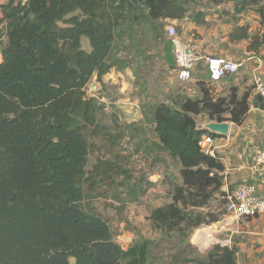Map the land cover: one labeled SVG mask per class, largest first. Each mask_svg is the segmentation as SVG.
Segmentation results:
<instances>
[{
  "label": "trees",
  "instance_id": "1",
  "mask_svg": "<svg viewBox=\"0 0 264 264\" xmlns=\"http://www.w3.org/2000/svg\"><path fill=\"white\" fill-rule=\"evenodd\" d=\"M202 1L0 3V264H236L234 245L214 243L200 255L189 241L195 229L225 215L226 202L223 164L198 145L203 133L216 134L199 128L196 117L240 123L248 103L234 87L221 97L202 85L198 97L184 95L150 110L154 145L178 164L180 179L171 202L147 216L160 233L157 242L140 238L123 248L105 220L85 206L108 190L115 197L118 187L135 201L151 185L142 175L133 178L130 162L115 152L125 128L115 116L111 125L103 122L97 99L86 93L88 83L93 77L102 83L113 67H125L118 51L127 52L135 68L144 66V23L153 30L155 23L182 20ZM206 1L209 7L232 1L235 23L237 15L255 12L259 31L236 25L228 41L248 40V51L264 44V0ZM205 17L201 10L189 16L198 26L207 24ZM101 147L108 156L88 165L91 150Z\"/></svg>",
  "mask_w": 264,
  "mask_h": 264
},
{
  "label": "rangeland",
  "instance_id": "2",
  "mask_svg": "<svg viewBox=\"0 0 264 264\" xmlns=\"http://www.w3.org/2000/svg\"><path fill=\"white\" fill-rule=\"evenodd\" d=\"M229 3L232 4V1L220 3L221 9L216 10V13L227 14L229 10L226 7ZM199 10L205 15L214 13L209 3L203 0L190 8L189 16ZM189 16L179 21H166L160 25L155 23L153 30H150L147 23H144L145 35L140 49L146 51L149 56L145 65L135 68L132 63H127L131 60L127 52L118 51L116 57L124 60L125 67H113L103 76L102 83L93 77L86 88L87 95L94 96L101 106L100 116L103 122L111 125L112 117L115 116L120 123V128H125L124 137L115 146V152L120 156H125L130 162L133 178L136 179L142 175L147 182L151 183L135 201H130L125 191L121 192L122 187H118L119 191L115 197H113V190H108L105 192L106 195L92 197L86 201V209L95 212L105 220L113 239L123 248L131 246L140 238L155 240V242L160 239V233L153 229L147 216L152 208L171 202V191L176 184L180 183L178 164L154 145L153 125L149 119L150 110L159 102L173 104L182 96L191 94L194 86L208 85L214 90V84L209 80L206 65L202 62L196 64L189 81L181 82L176 76L177 70L165 29L166 26L172 24L178 35L193 45L185 37L188 36L189 30H185L184 24L191 20ZM207 22L208 27L215 24L211 19ZM4 41L5 38L2 37L0 42ZM82 47L89 48L84 37ZM205 56L226 57L220 54H205ZM100 156H108L103 147L97 150L92 149L88 165ZM195 230L189 237L190 243ZM174 241H171V245L168 242L163 243L156 252L172 246ZM195 248L200 255H203L210 247L207 250H200L196 246ZM155 264H164V262L158 259Z\"/></svg>",
  "mask_w": 264,
  "mask_h": 264
},
{
  "label": "crops",
  "instance_id": "3",
  "mask_svg": "<svg viewBox=\"0 0 264 264\" xmlns=\"http://www.w3.org/2000/svg\"><path fill=\"white\" fill-rule=\"evenodd\" d=\"M3 1L0 0V3ZM228 5L227 14L216 13L221 9L220 5L211 6L214 13L205 17L206 22L210 19L215 22L211 27L198 26L192 21L185 23V30H189L185 37L193 44L198 57L220 54L240 64L236 74L211 82L214 84L211 91L214 96H227L230 88L234 87L237 96L245 95L248 103L240 123L226 120L229 123L227 134L213 137V155L219 157L224 167L223 192L231 191L239 183H248L254 185L255 195L262 196L264 166L255 167L253 159L256 149L264 145V101L254 91L253 80L257 76L264 81V44L257 51H248V40L228 41V34L236 25L248 24L253 32L260 29L259 17L255 12L237 15L238 22L235 23L232 21V4ZM198 62L205 65L204 60ZM188 96H200L199 86H194ZM197 117L196 124L200 128L211 122L206 116ZM223 240H229L237 248L236 264H264V213L240 220L224 215L216 223L195 230L191 243L200 250H207L213 243Z\"/></svg>",
  "mask_w": 264,
  "mask_h": 264
},
{
  "label": "built area",
  "instance_id": "4",
  "mask_svg": "<svg viewBox=\"0 0 264 264\" xmlns=\"http://www.w3.org/2000/svg\"><path fill=\"white\" fill-rule=\"evenodd\" d=\"M166 35L173 55L177 78L187 82L192 77V72L201 59L204 60L210 82H217L227 75L236 74L240 64L223 56L198 57L193 45L178 35L176 28L170 24L166 26ZM253 88L256 94L264 101V81L254 77ZM213 137L203 133L198 145L202 152L213 155ZM254 166H264V145L257 148L254 154ZM264 213V195H255V187L248 183H239L226 193L225 215L233 220L254 218ZM221 245L231 246L229 240H223Z\"/></svg>",
  "mask_w": 264,
  "mask_h": 264
},
{
  "label": "water",
  "instance_id": "5",
  "mask_svg": "<svg viewBox=\"0 0 264 264\" xmlns=\"http://www.w3.org/2000/svg\"><path fill=\"white\" fill-rule=\"evenodd\" d=\"M201 129L211 131L215 134L224 135V134H227V132H228L229 123H228V121H222V122L211 121V122H208L207 124H205L203 126V128H201Z\"/></svg>",
  "mask_w": 264,
  "mask_h": 264
}]
</instances>
